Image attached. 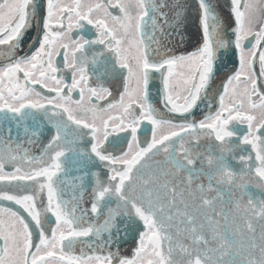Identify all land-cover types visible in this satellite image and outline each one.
<instances>
[{
	"label": "snow or ice",
	"instance_id": "snow-or-ice-1",
	"mask_svg": "<svg viewBox=\"0 0 264 264\" xmlns=\"http://www.w3.org/2000/svg\"><path fill=\"white\" fill-rule=\"evenodd\" d=\"M218 8L213 0H0V201L28 217L0 205V264H264V0H228L230 32ZM190 22L198 46L176 53L170 44L184 42ZM86 25L95 38L73 39ZM233 48L239 67L212 111L220 54ZM155 73L160 108L149 94ZM109 76L122 78L118 99L102 82ZM144 122L151 138L145 129L142 146ZM120 132L130 133L128 148L114 155L106 144ZM130 236L135 247L122 255Z\"/></svg>",
	"mask_w": 264,
	"mask_h": 264
},
{
	"label": "flooded vegetation",
	"instance_id": "flooded-vegetation-1",
	"mask_svg": "<svg viewBox=\"0 0 264 264\" xmlns=\"http://www.w3.org/2000/svg\"><path fill=\"white\" fill-rule=\"evenodd\" d=\"M64 2L69 3L70 0H64ZM113 2H115V0H113ZM112 11L114 12V14L118 13V10H112ZM95 32H96V30L91 25H86L85 29H83V30H75L74 29L73 33L71 35H72L73 39H75L76 37H78L80 35H84L85 39H94L95 38ZM37 34H38V29L33 28V30L31 31V33L29 35V38L35 37ZM230 38L234 39V37H230ZM197 39L200 41V36ZM249 39H251V38H249ZM185 41H186V39H185ZM176 42H177V46H178V44L180 43L179 40L177 39ZM245 45H246V48L251 46L247 41H245ZM196 46H198V45H196ZM196 46H192L189 50H187L185 52L192 51ZM100 47L101 46H95L93 48V51H98L100 49ZM57 63H58V66H60V67L63 66V52H61L60 55L57 57ZM238 67H239L238 54L234 48L231 50H224L221 52L220 60L217 63V70L215 72L211 86L208 90V96L210 97V100L208 102L213 105V107L211 109L212 111H215L216 107L218 106L217 105L218 94L220 91H222L223 83L227 80L228 76L232 75L235 72V70ZM254 67H255L256 72L259 73L258 58H257V62H256ZM65 80L67 83H69V84L71 83V73L70 72L65 73ZM102 82H103L105 87H109L110 90L112 91V93H113L112 99H118L119 94L123 89L122 78L120 80H117V79L109 76V77L103 78ZM90 85L92 87L97 86V79H96L95 75L92 76V78L90 80ZM160 86H161V81H160L159 73H155L152 76V79L150 80V83H149V94H150V97L152 98L153 104L157 108H160L159 97H158V89L160 88ZM259 86L262 89H264V80L260 81ZM43 91L45 92V94H47L46 90H43ZM79 98H80L79 97V91L74 90L73 99L78 100ZM86 101H87V93L85 94V102ZM108 102H111V100ZM93 103H96V101L94 100ZM100 106H103V102H100ZM201 108H204V105H201ZM201 108H197L195 110V118L197 120L202 118L203 113L201 112ZM207 110H208L207 108H204V111H207ZM237 127L241 130L240 135H243L244 132H246V130H247L246 125H237ZM145 129L147 130V138L148 139L151 138V126L148 125L147 122H144L141 129L138 130V135H139V138L141 140L142 146H143V142L146 138L145 137ZM48 138H49L48 134H45L44 136H42L40 144L32 146V148H31L32 152L38 153L40 151V147L42 146L43 143L47 142ZM128 138H130V133H125V132L113 133L112 135L109 136V141L106 144L107 150L109 152H112L114 155H120L123 151H126L128 148V144H127ZM89 140H90V137L86 136L84 144H83L84 147L90 146L88 143ZM25 146L27 147V145H25ZM241 147L246 149V151L243 152L242 154L252 155L253 161H254L255 153L251 151V146L250 145H246V146L242 145ZM99 170L101 173H103L105 171L102 166ZM79 174L80 173L77 172L75 169L71 173L72 176L79 175ZM252 191L257 196L262 195L261 193H259L258 190L252 189ZM19 194H23V193H19ZM68 195L70 196L71 193H69ZM66 198H68V197H66ZM0 205L12 207L14 210L18 211L21 215L25 216V218L28 219L27 213H25L22 208H20L18 205H15L14 203L7 202V201H0ZM53 221H54V218H53ZM29 222H30V224L32 223L30 221V219H29ZM46 228H48V232L50 234V226L46 225ZM33 230L35 232V229H33ZM134 247H135V240L133 239L132 236H130L126 243L121 242L120 253L122 255L130 256L132 254V249ZM79 251H80V245H77L75 247L76 254H79Z\"/></svg>",
	"mask_w": 264,
	"mask_h": 264
},
{
	"label": "water",
	"instance_id": "water-1",
	"mask_svg": "<svg viewBox=\"0 0 264 264\" xmlns=\"http://www.w3.org/2000/svg\"><path fill=\"white\" fill-rule=\"evenodd\" d=\"M214 3L219 4V8L217 9L219 15L222 17L225 27L230 32L231 27L233 26L232 18L229 14V8H228V0H213ZM190 21H191V12H190ZM200 34L199 31L194 23H189V26L185 33V39L183 43L178 44L176 42V38H174L170 44V47L175 51L176 53H182L187 50H189L192 46H196L199 43ZM230 38V37H229Z\"/></svg>",
	"mask_w": 264,
	"mask_h": 264
}]
</instances>
